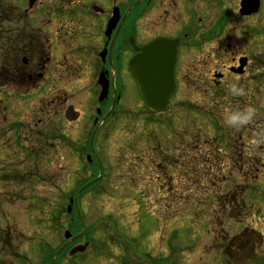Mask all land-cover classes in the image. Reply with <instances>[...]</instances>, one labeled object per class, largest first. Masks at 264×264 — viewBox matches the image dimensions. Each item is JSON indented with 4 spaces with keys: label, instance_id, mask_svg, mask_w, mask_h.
I'll return each mask as SVG.
<instances>
[{
    "label": "rangeland",
    "instance_id": "1",
    "mask_svg": "<svg viewBox=\"0 0 264 264\" xmlns=\"http://www.w3.org/2000/svg\"><path fill=\"white\" fill-rule=\"evenodd\" d=\"M180 2L159 4L141 23L142 35L143 29L159 25L160 32L177 36L187 17ZM13 5L14 0L0 1L3 10ZM21 13L19 9L16 26L24 28L30 17L21 18ZM159 15L167 18L163 24ZM11 23H0V32L10 35ZM218 27L209 37L219 34ZM220 45L218 51L204 45L199 52H182L178 89L172 108L163 115L146 112L129 74L112 80L122 100L109 135L99 145L106 160L101 158L98 168L101 182L79 198L91 247L72 264L264 261L263 18L230 23ZM244 56L248 66L241 75L232 74ZM85 75L81 68L75 75L80 81L61 92L59 86L40 83L27 99L5 100L0 94V240L6 243L0 244V264H42L41 244L57 248L68 229L65 205L89 172L79 152L62 139L82 146L92 108L98 105V88L93 82L88 86ZM0 81L12 83L6 84L11 92L29 97L27 84L15 86L13 77L1 75ZM56 93L61 101L57 110L48 100ZM69 106L64 120L61 114ZM216 115L222 117L221 124ZM97 146L96 138L95 150ZM231 199L243 208V213L238 208L232 214L241 217H225L233 211L225 206ZM253 232L260 236L254 244Z\"/></svg>",
    "mask_w": 264,
    "mask_h": 264
},
{
    "label": "flooded vegetation",
    "instance_id": "2",
    "mask_svg": "<svg viewBox=\"0 0 264 264\" xmlns=\"http://www.w3.org/2000/svg\"><path fill=\"white\" fill-rule=\"evenodd\" d=\"M15 1L12 6L14 9H0V23L15 22L10 35L0 32V60H3L0 61V66H23L21 75L24 76L30 93L40 83L53 88L59 86L60 90L57 91L61 92L62 87L66 88L68 84L80 81L75 75L81 68L86 70L85 81L90 87L91 82L96 80L97 83L100 72L105 73L111 82V66H116L118 75H125L124 67L126 66L127 70L128 61L138 50L160 37L178 40L175 65L178 68L183 51L199 52L204 45H214L210 49L218 51L221 48L220 39L230 23L245 20L255 22L259 18L264 21V0H181L180 12H187V19H183L182 29L177 36L172 37L160 32L159 25L152 29H143L145 34L142 35L141 23L156 11L159 4H167L168 1L174 4V0H34L33 7L29 10H26L28 0L16 1L19 2L18 6ZM255 7L257 9H254ZM19 9L22 11L21 18L30 17L27 25L22 26L25 29L16 26L20 22L17 14ZM163 12L166 14L168 10ZM157 18L160 24L167 20L162 15ZM181 19L180 14L179 21ZM111 20H115L116 24L112 31L107 33ZM206 22L212 23L206 27ZM127 23L129 25L126 27ZM218 26L222 27L219 34L209 37L214 34L215 29H220ZM242 59L245 60L244 63ZM237 66L232 68L231 72L241 75L248 66V58L239 57ZM94 72L95 76L92 77ZM217 75L221 76H215ZM6 84L0 81V89L7 86ZM48 100L50 108L54 106L57 109L60 106L61 101L57 93L53 96L50 94ZM108 101L109 96L102 106L98 107L101 109L100 114H97L96 108L94 120L103 118L108 111L104 110ZM243 103H246L244 99ZM70 109L72 110V107ZM215 120L221 124L222 117L216 115ZM103 128L104 123L99 130ZM0 244L3 245L1 240ZM21 261L28 262L26 257H21Z\"/></svg>",
    "mask_w": 264,
    "mask_h": 264
},
{
    "label": "water",
    "instance_id": "3",
    "mask_svg": "<svg viewBox=\"0 0 264 264\" xmlns=\"http://www.w3.org/2000/svg\"><path fill=\"white\" fill-rule=\"evenodd\" d=\"M175 43L166 40L156 41L144 48L130 62V72L137 82L146 107L152 113L164 111L168 99L174 90L173 69L175 61ZM104 88L100 96L106 95L107 83L101 77ZM83 250L76 249L74 250Z\"/></svg>",
    "mask_w": 264,
    "mask_h": 264
},
{
    "label": "trees",
    "instance_id": "4",
    "mask_svg": "<svg viewBox=\"0 0 264 264\" xmlns=\"http://www.w3.org/2000/svg\"><path fill=\"white\" fill-rule=\"evenodd\" d=\"M236 203H237L236 200L231 199V200L228 201L227 204L225 205V206L232 207V209H233L232 212H230V213H228V214L225 213V217H226L227 219H228L230 216H236V215H237L238 217H241V216H242V214H240V213H243V208H242L239 204H238L237 206H235ZM239 206H240V207H239ZM238 208H241V209H240V213L232 214V213H235V212H239ZM231 219H233V218H231ZM222 223H223V222H222ZM222 223H221V224H222ZM256 237H260V236H259V234H257L256 232H253V233H252L253 244H254V241H255ZM260 264H264V261H263L262 263H260Z\"/></svg>",
    "mask_w": 264,
    "mask_h": 264
}]
</instances>
